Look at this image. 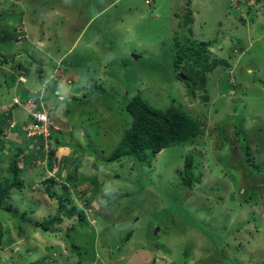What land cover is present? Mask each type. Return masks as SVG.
Segmentation results:
<instances>
[{
    "label": "rangeland",
    "instance_id": "374dc122",
    "mask_svg": "<svg viewBox=\"0 0 264 264\" xmlns=\"http://www.w3.org/2000/svg\"><path fill=\"white\" fill-rule=\"evenodd\" d=\"M2 1L0 27L7 26L0 30L5 44L0 55L9 61L0 64L7 67L19 57L14 47L22 49L23 43L6 44V39L23 24L19 7L29 4ZM189 2L192 21L182 33L181 16ZM87 3L91 17L100 4ZM107 9L90 28L99 32L96 40L106 46L108 62L98 66L96 50L87 49L81 65L73 68L84 74L66 72L67 81L56 84L59 93L49 87L43 99L55 117L68 123L56 133L59 138L69 141L72 149L77 146L80 154L93 156L85 154L80 170L73 172L76 178L64 182L76 181L69 188L73 203L83 207L87 202L85 213H94L95 224L76 221L74 215L44 230L39 222L59 208L56 196L34 186L41 180L37 174L33 183L26 180L23 188H13L4 198L10 211L0 208V264H264V0H114ZM184 36L196 42L215 38L206 53L209 67L198 68L205 69L204 81H198L202 88L195 94L177 77L187 72L184 64L173 63ZM92 38L89 34L86 40ZM215 58L228 59L230 67L221 60L213 64ZM69 63L63 62L64 71L71 70ZM44 71L46 79L52 71ZM27 74L36 78L31 67ZM11 77L0 67V109L10 100ZM64 88L78 92L69 97L62 94ZM135 94L156 108L171 102L181 105L204 121V133L194 144L169 146L152 157L141 155V161L123 156L107 162L130 124L124 105ZM83 134L87 136L82 145L71 143ZM11 148L6 144L0 155V176ZM31 152L26 149L28 157ZM187 152L194 155L196 179L191 187L183 183ZM73 166L70 161L67 168ZM116 189L129 193L108 203L106 194ZM55 190L62 191L61 186Z\"/></svg>",
    "mask_w": 264,
    "mask_h": 264
},
{
    "label": "trees",
    "instance_id": "16d2710c",
    "mask_svg": "<svg viewBox=\"0 0 264 264\" xmlns=\"http://www.w3.org/2000/svg\"><path fill=\"white\" fill-rule=\"evenodd\" d=\"M192 13L193 11L189 2L185 12L181 16L182 20L180 22V27L182 33H185L184 29L192 21ZM12 34L14 36L12 39L17 40L16 37L21 33L16 32ZM107 35L109 34L107 33ZM214 41L215 38L196 42L195 40L186 37L185 41H183V43L180 44V47H177V50L175 51L173 63L176 67L183 63L187 69V72H181L185 78H180L179 74L177 77L181 80L184 79L192 94H195L196 89L202 88L198 81H204L203 72H205V69L201 72V69L198 70V68L209 67L206 53L208 47L213 44ZM174 44H179L178 39L175 40ZM6 60L7 59H5V61ZM218 60L223 61L222 64L227 65V68L230 67L228 59L225 58H215L213 64L217 63ZM190 61L193 64H190ZM21 67H23V65H21ZM37 69L39 72H42L43 70L41 67ZM124 110L130 117V124L124 129V132L121 133L117 144L112 149L111 153L108 154L106 159L107 162L121 160L123 156H133L141 161V155L152 157L165 147L194 144L197 138L205 131L204 121L189 114L181 105H176L173 102L164 108H156L151 106L142 96L135 94L126 101ZM24 113L25 111L20 113V115H24L21 119L17 117L15 118L17 126L10 131L8 136H4L3 133L8 122L12 120L11 113L9 111L6 115L4 112L0 113V155L6 144L12 145V154L7 158V167L3 171L4 175L1 174L0 176V208L5 211H10V208L3 204L4 198L9 195L13 188H23L26 180L29 181V183H33L35 179L34 175H36L37 170L41 167V165L37 163L38 158L36 157H46V165L53 174L38 183L35 181L37 184L34 186L38 190L43 186L44 191L47 192L49 196H56L55 199L59 210L54 216L46 215L43 220L39 222L41 227L44 230H48L51 225L60 223L63 217L69 219L74 215L77 216L76 221L84 222L88 219L90 223L93 221L92 224H95V220L91 217L94 213L91 212L90 209H88V211H90L89 213H85V209H87L85 206H88L87 202H84L85 200L83 201L85 203V206L83 207H78L77 204L75 206V203H73L69 188L76 185V181H68L69 183L64 182L66 177H68V179L73 177V180L76 178V175L74 176L73 172L77 169L80 170L83 163V156L85 154H87L86 156H93L87 152L80 154L79 150L75 149L77 146L72 149L73 146L67 144V142L63 141L61 137L59 138L61 135L58 136L56 133H61L68 123L55 117L53 109H51V113L49 114L52 127L50 128L48 135L44 138L43 134H34L32 137H34L36 141L30 142L31 138L25 133L28 132L33 125L39 124V122L32 115ZM58 125L62 126L61 130L58 129ZM31 144H38L37 146H40V148L35 153L31 152L28 157L26 155V149L31 148ZM79 146L80 145H78V147ZM67 147L70 148V152H64L63 148ZM74 152L77 154L75 157ZM70 161L74 163V166L68 169L67 167ZM94 165L95 167H98L100 164L93 162V166ZM193 168L194 155L192 152H187L184 156L182 172L184 174L183 183L188 187H191L196 179ZM0 170H2V166H0ZM63 170L67 171L64 176H62ZM139 173L138 176L140 179L142 176L144 177L142 173ZM109 180L108 178H103V182H108ZM57 185L61 186L62 191L55 190L57 189ZM121 189H116L112 193L110 192L111 195L106 194L108 195V203L109 201H117L119 197L127 194L126 192L129 193V191H122ZM74 191L76 193L79 192L77 190ZM95 191L97 192L98 189L95 188ZM80 193L83 194V191ZM68 203L72 204L71 207H67ZM34 220H32V222H34ZM74 226L75 223H72L70 230H73ZM130 235L131 233H127L125 238L128 239ZM1 241L0 234V243ZM71 245L73 247L75 246L74 243H71ZM170 263L177 264L176 261H171ZM27 264H43V261L36 260Z\"/></svg>",
    "mask_w": 264,
    "mask_h": 264
},
{
    "label": "crops",
    "instance_id": "0c3cea01",
    "mask_svg": "<svg viewBox=\"0 0 264 264\" xmlns=\"http://www.w3.org/2000/svg\"><path fill=\"white\" fill-rule=\"evenodd\" d=\"M24 1L28 2L29 6L19 7L20 18H23L22 21L24 26L21 31L22 38H19L18 41H14L10 37L6 39V44H16L20 41L23 43L22 49L19 48L20 46L18 44L14 49L21 50V52L25 53L27 56L24 57L23 55L25 66L33 68L36 72V78L30 77L29 74L26 75L27 82L25 87L18 86L22 94H25L27 92L26 90H30L31 92L36 91V89H40L41 85H44L42 88L46 87L43 91V97L45 98L46 89L52 87L56 90V84L59 80L63 81L67 73H71V75L77 74L79 76L84 74V71L80 69L77 73H74L75 70L73 68H78V66L81 65L80 61L87 49L94 48L96 50L94 63H97L98 66H101L102 62L108 60L105 50L106 46L101 47L96 40V38H100L99 32L97 30L92 31L90 27L97 19V15L100 17L106 14L107 8L113 4L114 0H98L100 9L91 17L90 10H92V8L91 5L87 3L88 0H56L55 2L54 0H23V2ZM72 1L76 2V4ZM2 2L4 3L5 0ZM10 2H12V0H8V4ZM84 3L86 5H84ZM68 25H72V27ZM6 26L7 25H2L1 29H6L4 28ZM104 29H101V31ZM107 33L109 34V32H105V34ZM89 34H92L93 38L87 41V35ZM3 42L4 41L0 42V47L5 45ZM53 45H55V49L52 50ZM110 52L109 50V54ZM38 61H40L39 64ZM64 61L70 62L69 65L71 66V70L69 72L63 70L62 64ZM40 67L43 68L42 72H39L37 69ZM44 68H49V70L52 71L46 79H43L45 75ZM82 78L83 77H81V79ZM10 83L12 84L11 81ZM62 85L64 84L61 82L60 87ZM15 91H17V89ZM56 91L59 93L60 90L57 89ZM75 92H78V90L69 88H64L62 90V94H67L69 97ZM63 95H61V97ZM90 100H92V98H90ZM83 136L84 134L81 140H72L71 143L82 145ZM86 136L85 134L84 138ZM66 149H69L70 152V148H63L64 151ZM87 162H89V159Z\"/></svg>",
    "mask_w": 264,
    "mask_h": 264
},
{
    "label": "clouds",
    "instance_id": "9594fccd",
    "mask_svg": "<svg viewBox=\"0 0 264 264\" xmlns=\"http://www.w3.org/2000/svg\"><path fill=\"white\" fill-rule=\"evenodd\" d=\"M17 25L20 28L18 26H16V32L17 33L18 32L21 33V31L24 28V26H23V24H17ZM0 30L2 31L3 29H1V27H0ZM16 38H17V40H14V39L13 40L14 41H18L19 38H22V34H19ZM0 49H2V47H0ZM19 51H20V53L16 54V56L19 55V57L17 59H15V61L13 63L8 65L7 67H5L4 65L0 64V67L3 68V71H5V70L6 71H10V74L12 76L10 79L8 78L9 84H7L8 85L7 92L9 94L7 97L10 96V100L8 102H6L3 106H1L2 109H0V113L4 112L5 115H6V113H8V111H9L11 113V116H12V120H10L8 122L7 126L4 129V133H3L4 136H8L10 134V131L12 129L16 128L17 125H16V119H15L16 117L15 116L17 114H20L23 111H25V113L28 114V112L26 111V109L23 106V102L25 101V99L27 97L33 96V97L36 98V100L38 102L42 103L46 107V109L48 111L47 112L48 116L51 113V109H52V107H50L43 100L44 99L43 91H44V88H46V87H44V88L40 87V89H36V91H32V92L30 90H26L27 92L25 94H22V92L20 90L15 91V88L18 87V86L25 87V84L27 82L26 75H27V72H28V67H26L25 64H24L23 55H24V57H27V56L25 55L24 52H21V50H19ZM5 59H7V60L5 61ZM2 61H3V63H7L9 61V58L6 57V56L0 55V62H2ZM21 65H23V67H21ZM20 77H22V79ZM52 79H56V78H52ZM10 81L12 82L13 85L10 83ZM56 92H58V91H56ZM7 97H4L3 99H6ZM16 98L18 99L17 101H15ZM30 141L31 142L32 141L35 142L36 139L34 137H32V139H30ZM37 145L38 144H36V146ZM39 148H40V146H37V149L34 151V153ZM86 157H91V156H86ZM36 158H38L37 163L39 165H41V167L37 170V173H36L35 177L37 176V174H39L40 177H41L40 181H42L45 178H48L49 176H51L53 173H52L51 170H49V168L46 165L47 164L46 157L39 158V156H37Z\"/></svg>",
    "mask_w": 264,
    "mask_h": 264
},
{
    "label": "built area",
    "instance_id": "2783aa9c",
    "mask_svg": "<svg viewBox=\"0 0 264 264\" xmlns=\"http://www.w3.org/2000/svg\"><path fill=\"white\" fill-rule=\"evenodd\" d=\"M20 78L22 79V77ZM17 100L18 99L16 98L15 101ZM23 106L28 112V115H32L39 122V124L33 125L31 129L26 132V135L32 139V136L38 133L43 134L45 138V136L48 135L50 128L52 127V122L47 115L48 111L46 107L42 103L38 102L33 96L27 97L23 102ZM30 149L35 151L37 149V146L34 148L32 144ZM38 182L39 180L37 181V183Z\"/></svg>",
    "mask_w": 264,
    "mask_h": 264
},
{
    "label": "water",
    "instance_id": "95a60500",
    "mask_svg": "<svg viewBox=\"0 0 264 264\" xmlns=\"http://www.w3.org/2000/svg\"><path fill=\"white\" fill-rule=\"evenodd\" d=\"M134 56L137 57L138 55H134ZM39 63H40V61H38V64ZM253 68H256V67L253 65ZM243 70H245V69H243ZM178 74H179L180 78H185V76L181 72H178ZM156 230H158V228Z\"/></svg>",
    "mask_w": 264,
    "mask_h": 264
}]
</instances>
